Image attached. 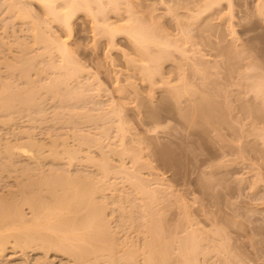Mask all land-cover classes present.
Segmentation results:
<instances>
[{"label":"bare ground","instance_id":"obj_1","mask_svg":"<svg viewBox=\"0 0 264 264\" xmlns=\"http://www.w3.org/2000/svg\"><path fill=\"white\" fill-rule=\"evenodd\" d=\"M4 1L3 2L5 3V6L3 3L2 5L4 8H1V10L5 9L3 11L5 12V16L7 14L8 17H6L7 19L6 23H3L6 21L4 18L5 16L3 17V15L2 17L4 18L5 21L3 22L0 21V24L2 23L4 24L2 25V27L0 26L4 31L3 32L4 34L3 33L0 34V67L2 68L4 67L3 71H5L4 73L2 71V74L0 72V115H1L0 125L1 123H4V125H6L5 129H7V125H9L8 129L12 128L13 130L16 131V129L14 128L17 126L16 123H18V120L15 119L14 117L15 115H17L18 117L24 114L25 112L32 113L35 111L34 113H38L43 111L44 107L43 105L40 104L41 103L45 104V102H43L44 100L40 99L41 97L43 98L50 97L49 99L51 101H53V99H55L56 101L57 99V101L59 102L56 103H58L59 106H61L60 104L62 102L65 103L68 101L71 102V103L68 102L66 103V105L64 104L62 107H59L60 109L63 108L62 113L61 112L58 113L60 110L59 108H55L56 107L55 105L52 114V116L53 115L54 116L51 117L52 119L57 118V120L60 121L64 117L66 119L67 118L69 119L70 117L75 122H77L78 120H80V117L79 119H77L79 113L80 115L81 113L83 114V110L77 109L78 107L77 103L78 102L81 103L80 107H84L83 105H85L84 102L83 103L80 102L84 100H80V99L89 96L90 99L92 98L94 101V98L92 96L88 95V93L86 95V91L89 90V88L91 89V87H89L90 85L88 84L89 82H87L84 78L83 79L85 81H83V79L81 78L83 76L85 68L76 61V58L73 57L74 50H72L73 52H71L69 50L70 46H68L69 45L68 39L72 37L73 34L74 18H76L79 15H83L84 17L88 18L91 21L92 23L91 28H92V32L94 33V40L97 41L101 38L105 39L106 40L105 43L108 47V50L111 51L116 49L117 47L116 37L119 35H123L126 38V40L130 42V45H132V54L131 55H127L128 53L124 54L127 63L125 68L128 72L126 74V81L129 86L135 87V84L134 82H132V79L135 78V76H138V78L142 82H144L149 88L153 89L160 87L161 85L163 86L160 88H169V89L171 88L172 90L169 93V95L170 96L172 95V97L174 98L173 100L175 105H178L179 108L182 107V105H186V108H182L185 110L184 111L185 116L183 115V117L189 115L190 116L189 118L192 119L193 121H196V119H198L197 121H199L200 123L202 122L203 125H209V126L212 125L213 127L215 125L217 126V124L221 122L222 113H221V108L219 109L220 106L217 107L215 105V102H213L214 101L213 99L206 98V96L203 97L198 94L199 92H195V90L193 89L199 88V86H201V88L216 87L214 86L216 85V82L213 79L214 74L213 72H211V70H213V68L215 69V67L217 66H218L217 69L220 68L219 63L221 65V61H223L222 59L219 63L214 62L215 67H212L211 65L212 62L209 61L208 59L207 60L204 59L203 57L205 55L203 56L199 54L202 52V50L199 51V49H197L199 44L202 46L204 42V44L207 45L206 48L210 47L212 50L215 49L220 50L219 53L222 52V54L220 55L222 56L224 55V57L226 56V58L229 56L234 57V55L236 54L235 48H232L231 49L232 51L227 50L228 52L226 51L227 52L226 54L225 52L226 48L221 46L223 39L218 35V31H219L218 28L220 29V27L218 24H215L216 23L215 20L218 19V16L222 15L221 12H223L221 10H218V8L225 0H191V2L187 1L188 4L191 3L190 4V6H192L191 9L187 6H184L182 2L181 3L183 5L179 2L175 4V7L169 6L168 12L172 14L171 15L172 17L174 15L175 16L174 18L176 20L175 23L176 25L174 26L173 25L174 23L172 24L173 27L174 28L176 27V30L178 31V34L176 33H175L176 35L174 34L175 36L173 34L171 35L172 32L170 31H168L170 32L169 34L167 32V29L163 27L162 25L163 23L157 20L160 17L158 15H155L154 13L155 9H152L151 12L147 14V17L145 19L144 17L140 16L139 11L135 10L134 4L129 0H4ZM159 2L163 5L169 3L168 0H159ZM227 2L229 5L228 6L229 10L231 11L229 12L231 13L230 16L233 17L234 15L233 0H227ZM33 4H37L40 7V9H42L41 11L43 12L42 14L43 16L41 15L39 16L43 18L35 15L32 12L33 10L31 9ZM183 6L184 8H188L187 10H189L188 11L189 13L186 12V14L185 13L182 14L177 12L178 8L179 7L183 8ZM255 7H257L255 8L256 12L258 10L257 13H263L262 10L264 8V0H256ZM223 15H225V13ZM113 17L115 19L117 18L116 22L112 20ZM180 17H183L187 20L185 21V19ZM213 21L215 23H213ZM19 24L20 25L27 24L26 25L28 26L27 31L29 32L28 38L31 37L28 39V42H26V40L23 41L25 38H18V35H17L18 40L15 39L16 36H14L15 35L14 29ZM55 25L65 30L67 35L66 36L67 38L65 40L62 39L61 41L60 40L61 38L58 37V35H55V33H53L54 30L52 31V28ZM174 28L173 30H175ZM10 29L11 30L13 29L12 32L14 31L12 33L13 37L10 36L11 34L9 33ZM248 30L249 31L253 30V27H250L249 29H247V31ZM194 32L197 34L194 35L193 34ZM231 33L234 36H236L235 30L232 29ZM9 37L10 40L13 38L12 40L13 41L17 40V42L8 40ZM212 37H214L215 39L217 38L219 39H217L218 41L217 40L214 41L213 40L214 38ZM196 38H200L202 40L201 42L202 44L200 42L196 43L197 40H199L197 39L195 42L194 39ZM10 42H12V44L15 43L16 47L18 45L20 50V55L17 53L18 56L14 57L12 60L10 58L11 55H7V58L9 56L8 58L9 60L5 57L6 56L5 54H9V53L12 54L11 52L14 53V51H12L13 50L12 48L15 44L12 46ZM9 45L10 48L12 47L11 48L12 50L9 49L8 47ZM33 46H37V48L39 46V48L35 50ZM228 48H230V46ZM31 49L32 50L34 49L35 51L34 55L31 54L32 51ZM198 54L201 56V57L199 56V59L197 56ZM177 56H179V58ZM169 62H171L170 65L174 64L173 65L174 67L172 66L174 69L172 68L171 71L169 70L167 71L168 73L170 72L174 74L175 78H172V80H171L172 74L171 75L165 74L166 72H164L166 71L164 70L165 67L164 65ZM208 63L211 64L209 65ZM3 64L5 66H3ZM232 64L230 65L229 63L227 65L231 68ZM209 66H211L212 68ZM250 66L248 68L249 70L256 69V67L253 66L250 67ZM2 68H0V71L2 70ZM47 72L48 73L50 72L51 75L49 74L48 79H45L47 82L43 78L42 80L45 82L42 81L41 83L40 81L41 78L44 75H46L45 73ZM3 74L5 76L1 77ZM190 74L192 76L191 78L189 77ZM166 75H168L169 77L168 76L166 77ZM246 79L250 82L249 88H251V92L255 94L256 98H258L257 100L261 99L264 105V76L262 75L249 76ZM195 80L197 82H195ZM236 85L238 87L240 86L239 83ZM42 91L45 94H43ZM39 92H41V94L43 95L38 94ZM92 92L93 91L91 90L89 91V93ZM91 95L94 94L92 93ZM37 96L39 97L40 102L38 101ZM94 96L97 95L95 94ZM165 98L167 97L165 96ZM162 99L164 100V98ZM50 100H48L47 98V100L45 101H50ZM87 100H85L86 101L85 103L89 104V100L88 102ZM163 100H161V103L163 102ZM73 101L74 102L76 101L75 102L76 106L72 104L74 103ZM70 104L72 106H70ZM64 106L67 107L64 108ZM40 108L43 109L40 110ZM116 108L115 110H113L114 108L108 109L111 110L109 112L107 110H102L103 111L102 112L100 108H96L98 109V110L95 109V111H98L97 113L98 119H97V115L91 114L89 111H87L88 113H90V116L95 115L97 120H95V117L91 116L92 119L95 120V122H93L92 119L89 118L90 117L89 115L86 116V118L85 115H83L84 117L82 116L83 118L81 117L82 119L79 121V123H82L83 121H85L86 123L88 122L91 123L90 122L91 120L93 125L95 124L97 130L96 134L98 130L101 128L102 129L100 133L104 131L102 133L103 136L100 133L99 135L97 134L100 137L96 136L95 134L93 136L95 139L93 137L91 139L90 138L91 136L89 137L82 136L81 138L84 137L85 138L83 139V141L80 140L82 141L79 143L81 144V149L82 147H84L83 149H85V146L87 145L90 146L92 144L93 147L95 148L99 146L101 147L103 141L102 140L100 141V138L103 139L102 137H104L105 136L104 134H106V139H107L109 136L108 132L109 130H111L109 128L110 125L108 126L107 125L108 123L106 124V121L108 122V118H112L111 120H109L111 122L109 124H112L110 127L113 126L112 129L114 128V126L117 127L115 131L119 135L118 137H120L119 140L123 138L121 136L125 135V134L123 135V133H125L126 130L128 131V127L127 125H125L127 129L124 127V123L126 121L120 118L121 116L119 117L118 113L121 112L118 110V108H117L118 110L117 112ZM45 109H47V107H45ZM45 109L43 112H46ZM56 110L57 113H55ZM99 110L101 112H99ZM104 111L106 114L104 113ZM1 112L5 114V115L3 114L4 118ZM87 112L85 111V113ZM181 112H183V110ZM31 113L29 116L32 115L31 117L33 118L29 117L31 119V120L29 119V121H32L34 117H36V115L38 116V114H35V116H33L34 114ZM255 113L259 115V113L261 114L262 111L258 108ZM152 114L153 116H155L157 114V111L156 112L153 111ZM46 115L47 114H45L44 116L43 114L42 117L41 116L40 117L43 119H47L46 117L48 116ZM74 117L77 118L74 119ZM115 117H117L119 119L117 120L120 121L118 125L116 121L114 122V120L116 119ZM84 118L88 122L84 120ZM87 118L90 120H88ZM99 120H100L99 124L103 120L102 125L105 124L104 126L107 125L108 128L105 129V127L102 125L101 128H99L100 127L99 124L97 127L96 122H98ZM74 121L71 120L70 122L69 120L68 122L74 124ZM61 122L67 123V120L66 121L62 120ZM15 124L16 126H14ZM104 129L108 130V132L106 133ZM27 130L29 131V129ZM27 130L25 131L20 130L19 133L21 135V131H22L23 136L27 134L26 138L29 139L28 142L27 139H25L26 142L25 140L21 139L25 143H23L21 140L20 142L13 141L14 143L12 142L6 143L5 141L1 143L2 140H0L1 146H3V144L5 143L3 148L0 146V169H2V172L7 173L8 171L7 168H11L13 166H14L13 168L17 170L18 167H21V163L23 165L29 161V163H26V165L22 166L23 169L21 170V172L19 171V169L21 168L18 169L19 175L20 173L21 176H23L22 175L23 173L25 175V179L23 178L24 179L23 182L21 178H19V180H21L20 181L21 183L19 185L21 192L20 193L18 192L19 191L18 187L14 188L15 190L18 189L17 194L20 197L18 196L17 197L20 199H17V197L14 196L15 192L14 194L13 193L9 194L10 196L11 195L14 196L15 197L14 199L13 198L10 199L8 195H7L8 199L6 198L4 199V201L2 198H5L6 196L1 198L2 200L0 202V264H38L39 260L37 259V257L38 258L40 257V262H41V259L47 260L51 258L50 256H52L53 258L56 256L63 257L65 258V260L63 259V261H66V257H67L68 259H72L74 261V263L71 264H139L142 262H143L142 264H196V263L206 264L208 263L205 262L207 260L206 256L207 255L209 256L211 251H212L211 255L213 253L216 254V252L217 254H219L218 257L222 255L223 258L222 259L219 258L221 259V261L218 258H216L218 259V261H220L218 263H222V264L252 263L251 261L247 263L243 262V260H240L238 257L239 253L237 255L236 251L233 252L232 251L233 249L232 250L229 249V245H230L229 240L226 241L225 238H222V237L227 238L226 236L227 233L225 234L226 232L225 230L223 232L221 228H218L219 226H217V224H216L217 227L215 226L216 231H212L211 236H210L211 232L210 233H207L206 231L203 232V228H200L201 225L199 227L201 229L200 231V229L198 228L199 223H196V225H198L196 226V228L198 229L194 230L193 228H195V226L187 222L188 225H191L189 226V230L190 227L193 226V228L191 229L190 232H188L189 231L188 228L186 229L183 228V231L180 234L183 237L182 236L180 237L179 235L180 231L177 236L175 235L177 234L176 231L172 232V233L176 232L174 233V236L172 235L171 232H169L168 234L167 230L164 231L167 225H162L163 224L162 222H164L165 224L163 216L162 218L160 217L161 213L163 215V211L160 210L161 207H158L159 204L161 203L159 202L161 201V198L157 197L159 196L158 194H161L160 189H158L160 193L159 192L157 193L158 190L155 186H154L155 188L153 187L151 188V186L149 185L150 189H148V184H147L148 182L146 183V181L145 182L142 181L144 179H141V177L136 176L137 177L136 178L135 176H133V174L136 175L133 172H132L133 174L129 172L132 176L131 178L130 177L129 178L130 180L133 179L132 181L134 183L127 180L128 178L125 179L128 174H126L127 171L126 172L124 171L126 176H124L125 178L124 177L123 178L125 179V181L126 180L127 182L129 181L128 183H131L128 184L129 186H132V187L127 186L129 190H127L128 189L127 188L124 192L125 193L126 191L129 192L131 188L134 190V191L132 190L133 191L132 193L137 191V193L140 195L137 194L138 195L137 197L136 193H134L133 195L129 196L130 193L128 192H127L128 195L127 193L126 194L122 193L124 188H122L123 190L121 188H113L112 191H115L116 189H118L119 192L121 190L122 191L120 192V197H118L117 194L119 195V193H116L117 192L116 190V192H114L116 194L111 196L112 198L111 200H109L110 199L109 196L111 195L112 192H110L111 190L107 186V183L109 182V180L107 179H109L108 178L110 174L109 171L111 169L109 168V162H110L109 160L111 158L109 159L108 156H111L112 153L117 154V152H121V151L122 154L120 153L121 155L118 154V156H123L126 153V151L128 154L131 153L130 150H132V148L130 149L129 147H127V150L124 153L123 151L124 149H126L124 148L125 147L124 145L122 146L124 149H121L120 151L119 147L118 148L116 147L118 146L117 143L115 144V146L112 144L114 146L113 149L115 151L118 150L115 152L112 149L113 146L109 143L112 147L109 145L107 146L106 149L112 152L107 153L108 150L105 151L106 154H111V155H104L105 151L101 150L102 152L101 157L102 155L103 157H102V161L99 162V166H98L99 172L97 171L96 168L94 169L96 170L97 174L96 172L82 173L83 170H81L82 175L80 173L77 174L78 172H80L78 171L80 170L78 168H77L78 170L74 168L76 169L75 173L77 172L76 173L77 175L73 174L74 169L73 172L72 170L70 171L72 173L68 174L66 172H68V170L71 169L68 163L70 164L75 163L74 161L77 160V155L79 156L81 152L80 145L79 147L75 146L77 148L73 146L70 147V144L67 142L66 139L67 136L63 134L65 136L64 137L61 134L59 135V138L57 137L54 140L52 139V142L51 139L49 140L50 142H48V144L51 143V145L49 146H52V148L51 147L48 148L47 144L45 145L46 142L43 141L44 143L43 142L40 143L37 142V140L36 141L33 140L32 137L30 136L31 132H28ZM7 131L10 132L9 130ZM111 131L113 132L114 129ZM122 141L123 139L119 143H123ZM42 144H44L45 146ZM43 147H45V150L49 149L48 154L45 153L47 152V150L44 151ZM108 147H110L112 150ZM115 147L117 149H115ZM97 149L100 150L102 149V147ZM132 153H134L136 156V154H138V151L136 153V151L134 150V152L132 151ZM87 156H89V154ZM86 157H85L86 160L82 157L83 158L82 160L83 161L85 160V162H87L90 156L87 158ZM15 158H17V160L18 158H20L21 161H18L20 166H18L19 164L17 163V160ZM48 158L52 159L53 162L51 161V163L53 164L56 161L58 162V160L60 161L62 159L60 161V162L63 161L61 165L65 164L64 160H66V163L68 162L67 166L66 164L64 165L66 166V169L63 168L64 166H62V168L66 170V172L63 169H61V165L59 164L60 162L58 163L60 165V168L56 167L57 165H55V166H51L53 167L51 169L50 167L49 169L47 168L48 171L47 170L43 171L45 168V164L44 167L41 166L43 165L44 162H47L46 159ZM90 158L92 161V159L94 160L95 157L93 158L91 156ZM89 160L87 162L88 165H86V163L84 162L85 166H89V165L91 166V161L89 162ZM42 161L43 163L41 164ZM14 162L15 164L16 163L18 164L16 165L17 167L15 166V164L11 166L12 163ZM81 165L80 168L82 169ZM121 165L122 166H119V169L120 167L122 168L124 167V163L122 162ZM13 168L12 171L9 172H13ZM16 170H14V172H18ZM23 170L24 172L22 173ZM33 170L35 171L33 172ZM85 170L86 167L84 171ZM87 170L92 171L90 169ZM122 170H124V168ZM88 173L89 174L92 173L93 175H88ZM98 173L100 174V176L101 175L102 176L98 177L99 176ZM130 174L128 176H130ZM17 181L18 179L15 181L18 186L19 182ZM113 181H111V188L113 186L114 187L116 186V182ZM112 182L113 184L115 183V185H113ZM118 185L119 183L117 184V187H119ZM106 189H108L109 191H107ZM106 191L107 193L110 192V195L109 194L107 195ZM123 194L127 195V197L125 196L126 198L130 197L132 199L133 196L135 198L137 197L135 200L138 199V202L133 201V199H132L133 202L126 201V199H124L125 197L123 196ZM141 195L143 197H142V201L140 202L139 200H141L140 199ZM114 197H117L119 199ZM130 198L127 200H130ZM124 203L127 205L128 210H126ZM133 203H137V204L139 203V204L132 205ZM140 203H142V206L140 205ZM128 205L131 206V207L129 206L130 209ZM113 206H116L115 208L117 209L118 212L113 209L114 208ZM137 206L142 207L141 213H140L141 208L138 210ZM109 207L113 210H111ZM109 209L112 211V212L109 211L111 212V214L108 213L109 215H111V217H108L107 216L108 214L106 213ZM136 210L139 211V212L137 211L138 212L137 214L139 213L140 215L142 214L143 218L146 219L145 227L141 228V226L139 225L137 226L135 224L138 227V230L136 227L135 229H133L134 223H136L134 222L136 219L133 220L134 215L136 217ZM115 212L120 214L116 215ZM142 216H140V218ZM206 216L208 215L206 214ZM113 218L114 221L116 219L119 221L118 225H117L118 221L115 222L116 223L115 226L117 225L115 227L116 230H113L114 228L111 230L113 226L109 224V219L112 222ZM125 220L128 221L125 222ZM141 220L139 224L141 223ZM136 221L138 222V219ZM196 221L199 220L195 219V222ZM212 221L214 222V220ZM120 222L123 224H121ZM129 222H131L132 225L128 224L127 226V223ZM213 222H212V227H213ZM202 223L204 222L202 221ZM112 224H114V222H112ZM120 224H121V228H120ZM122 225H125V227H122ZM131 226H133V228ZM163 226L165 227L163 228ZM126 227H128L129 230ZM122 228L127 229L124 231L126 232L125 234L124 232L121 233L123 234V236L119 232V231H123ZM143 228H145V234H147L150 237L149 239L147 236H146L147 238L145 239L144 235H142L141 232H140L141 234L137 233V231L138 232L143 231L144 230ZM130 229H132L133 231L137 230L134 231V233L140 234L141 236L144 237L143 240L141 239L143 238L141 236H138L137 239L135 238V240L140 239V241H143L142 243H140L139 241L136 244L134 241L131 240L133 238H131L132 236L130 235V232L133 231H131ZM208 229H210V227ZM184 230L186 232V235ZM206 234L209 235L207 236ZM169 235L173 237H169ZM9 252L11 253V255L13 254L14 256H16L15 257L16 259L14 258V256L11 255L8 256ZM202 255L203 257H201ZM31 256L32 257L35 256V258H31L29 260ZM45 256H48V258H46ZM142 258L143 261L141 260ZM34 259L37 260H35L34 262ZM213 259L211 258V261ZM67 261L65 263L68 264L69 261L68 262ZM43 262H45L46 264V261L43 260Z\"/></svg>","mask_w":264,"mask_h":264},{"label":"rangeland","instance_id":"obj_2","mask_svg":"<svg viewBox=\"0 0 264 264\" xmlns=\"http://www.w3.org/2000/svg\"><path fill=\"white\" fill-rule=\"evenodd\" d=\"M3 1L4 0H0V3H1L0 4V11H1L0 21L3 22L6 20L5 22H3V23H6L7 22L6 17L8 16L7 14L5 16V12L3 11L5 9L1 10V8H4L2 4L6 2V1L4 2ZM129 1L134 4L135 10L139 11L140 16L144 17L145 19L147 17V14L150 13L152 9H155V12H154L155 15H158L160 17L157 20L163 23L162 25L164 28L167 29V32L168 31L172 32L171 35L172 34L174 35L175 33L178 34V31L176 30V27L175 28L173 27V25L174 26L176 25L175 24L176 20L174 18L175 16L173 15L172 17L171 16L172 14L168 12V7L169 6L175 7V4L179 2L180 3L182 2L184 6H187L190 9L192 7L190 6L191 3L190 4L187 3V1L191 2V0H168L169 3L166 5L161 4L159 0H129ZM255 5H256V0H233V9H234L233 14L234 15L233 14L232 15L234 18L230 16L231 13L229 12L231 11L229 10V7H228L229 5H228L227 0L223 1V3L218 8V10H221L223 12H221L222 15H219L220 18L218 16V19H216L217 21L215 20L216 23L214 21L213 23L218 24L220 27V29L218 28L219 31L218 30L217 31H218L219 37L223 39L221 46L226 48L225 52L227 50L232 51L231 49L235 48L236 54L234 55V57L232 55H231L232 57L229 56L230 58L227 57L230 60L232 59L231 61L227 59L226 56L224 57V55L223 56L220 55L222 54V52L219 53L220 50H217V49L212 50L210 47L206 48L207 45H205L204 42L202 44L201 43L202 40L200 38L194 39L195 42L197 39H199L197 40L196 43L200 42L202 44L203 47L199 44L201 48L198 45L199 48L197 47V49H199V51L202 50V52L199 54L203 56L205 55L203 57L204 59L206 60L208 59L209 61L212 62V64L208 63L209 65L211 64L212 67H215L214 62L219 63L223 59V61H221V65L219 63L220 68L217 69L218 67L217 66L215 67V69L213 68V70H211V72H213L214 77H215V78L213 77V79L216 82V85H214L216 87L201 88V86H199V88L193 89L195 90V92H199L198 93L199 95L203 97L206 96V98L213 99L214 100L213 102H215V105L217 107L220 106L219 109L221 108L222 119H221V122L217 124V126L215 125L213 127L212 125L211 126L203 125L202 122L200 123L199 121H197L198 119H196V121H193L192 119H190L189 115H186V117H183V115L185 116L184 114L185 110L182 108H186V105H182V107L180 108L178 107V105H175L174 100H173L174 98L172 97V95L171 96L169 95V93L172 90L171 88L170 89L160 88L163 85L157 88H153V89L149 88L144 82H142L138 78V76H135V75H134L135 78L132 79V82H134L135 87L129 86L126 81V74L128 72L125 68L127 63H126V57L124 54H127V53H128L127 55L132 54V45H130V42H128L123 35H119L116 37V44H117L116 49L111 50V51L108 50V47L105 43L106 42L105 39L101 38L97 41L94 40V33L92 32V28H91L92 27L91 21L88 18L84 17L83 15H79L76 18H74L73 34H72V37L68 39V44H69L68 46H70V48L69 47L68 48L71 52H73L72 50H74L73 57L76 58V61L85 68L84 73H83L84 77L82 76L81 78L82 79L84 78L87 82H89L88 84L90 85L89 87H91V89L89 88V90H87L88 92L86 91V95L88 93V95L94 98V101L92 98L91 100L89 96L88 97L86 96L87 99L89 98L88 99L89 104L85 103L86 102L85 100H87L86 97L80 99V100H84L80 102L82 103L84 102L86 107L85 105H83L84 107H80L81 103L77 101L78 102L77 106L80 107V108L77 107V109L83 110V114L81 113L80 115L79 113L81 111L80 110L78 112L79 113L78 118L74 117V119L76 118L79 119L80 117V120H81L84 117L83 115H85V118H86V116L88 115L90 116V113L97 115V119H98V114H97L98 111H95L96 108H100L101 111L107 110L109 112L111 110H108V109L114 108L113 110H115V108L117 107L118 110L121 112V113H118L119 117L121 116L120 118L126 121L125 122L126 124L124 123V127L126 129L128 127V131L126 130L125 133H123V135L124 134L125 135L124 136H121L122 134L120 135L121 137H123L121 138V140L123 139L122 141L123 143H119L121 142V140H119L120 137H118L119 135L115 131L117 127L114 126L113 128L114 131L113 132L111 131L113 130L112 129L113 126L110 127L112 124H109L111 123L109 120H111L112 118H108V122L106 121V124L108 123L107 125L108 126L110 125L109 128L111 130H109V132L108 130H105L108 128V126L107 125L104 126L105 124L102 125L103 120L101 121L100 124H99L100 120L96 122L97 127H98V124L100 126L99 128H101V125H102L105 127L104 129L105 132L109 133V136L107 139H106V134H104L105 136L102 137L103 139L100 138V141L101 140L103 141V144H101L102 149L98 150L97 148H101V147L99 146L95 148L93 147V144L90 146L88 145L85 146L86 145L85 144L84 145L85 149H83L84 147H82L81 149V144L79 143L82 142L83 139L85 138V137L84 138H81V137L91 136L90 138L92 139V137L96 134L97 130H96L95 124L93 125L92 123V121L95 122V120H97L95 115L94 116L91 115L92 117H95V120H93L91 116L89 118L92 119V121L87 118L88 120H90L91 123H89L85 118L84 120H86L88 123H86L85 121H83L82 123H79L80 120L78 121L76 120L77 122H75L70 117L69 119L68 118L66 119L65 117L61 119V121L67 120V123L66 122L62 123L60 120H57V118L52 119V117L54 116V115L52 116V114H53L55 105H56L55 108H59V107H62L64 104L66 105V103L68 102L71 103V102L70 101L66 103L62 102L63 103L62 104L60 101L61 106H59V104L56 103V102H59L57 101V99L56 101L55 99L51 101L49 99L50 97H47L46 95L45 96L50 101H45L47 100V98L41 97L40 99L44 100L43 102H45V104L41 103L40 105H43L44 109L45 107H47L48 110L47 109L45 110L48 113L43 112L44 111L43 108H42L43 111H41L42 115L44 114L45 116V114H47L46 115L48 116L46 117L47 119L41 118L42 117L41 112L34 113L35 111L32 112L34 114L33 116H35V114H38V116L36 115V117H34L33 120L35 121L32 120L33 122L29 121L30 119L29 117L32 116V115L29 116L31 112L30 113L28 112L29 114L25 112L24 114L18 117L17 115H15L14 116L15 119L18 120V123H16L18 127L16 126V124L14 125L16 126L14 128L16 129V131L13 130L12 128H11L12 131L11 129H8L9 125H7V129H5L6 125H4V123H1L0 125V136H1L0 140H2L1 143H3L4 141L6 143L7 142L14 143L15 141L20 142L21 139L25 140L27 139L26 138L27 134L24 132L26 135L24 134L25 136H23L22 135L23 132L21 131V135L19 132L20 130L25 131L29 129V131L28 130L27 131L31 132L30 136L32 137L33 140L35 141L37 140V142H40V143L44 141L46 142L45 145L47 144L48 148L49 147L52 148V146H49L51 145V143L48 144V142H50L49 140L51 139V142H52V139L54 140L57 137L59 138V135L64 134L65 136H67L66 139H67V142L70 144V147L71 146L79 147L80 145L81 152L79 156L77 155V160L74 161L75 163H71L73 166L67 162L70 165L68 166L71 169L70 170L67 169L68 172H66V170L63 169V168L66 169V166H67L66 160L63 159L66 164V166H64L65 164L61 165L63 161L60 162L62 159L60 161L58 160V162L54 161L55 163L53 164L51 163L52 161L51 158L46 159L48 163L47 162L43 163L44 161L43 160L41 162V164L43 163L41 167H44V164H45V168L44 170L43 169L42 170L48 171L49 167L50 169L53 168L51 166L57 165L56 167L60 168V165H61V169H63L68 174L72 173L74 168L80 169V170L77 169L78 171H80L78 173L76 172L77 174L79 173L81 174V170H83L82 173H87V172L94 173L96 172V170H94L95 168L99 172V169H98L99 162L102 161V157H103V155L101 157V153H102L101 150L107 151L108 149L106 148L110 144L111 145L113 144L115 146V144L117 143L118 146L116 147L117 148L119 147L120 151L121 149L126 148L123 151L124 153L127 150V147H129L130 149L132 148V150H130L131 153H129L130 155L126 151V153L123 156H118V154H120L122 151L117 152V154L112 153V155L106 154V151L105 153L103 152L104 155H111L108 157L109 159L111 158L109 160L110 161L109 168H111L112 170L110 169L109 177L107 176L109 178L107 180H109L110 182V183L109 182L107 183V186L110 188L111 190L110 192H112L113 194L111 193L110 195V192L107 193V191L109 190L106 189L107 195L108 194L110 195L109 200H111L112 198L111 196L115 195L116 193H119V195L117 194V196L120 197V192L123 190L122 188H124L122 193H125L124 191L128 188L127 187L129 186L128 184H131L128 182L129 181L133 182L132 181L133 179L130 180V178L132 177L130 173L133 172L136 174L134 175L132 173L133 176L141 177V179H144L142 181L144 182L146 181V183L148 182L147 183L148 189H150L149 188L150 186L151 188L156 187L157 190L160 189L161 194H158L159 196L157 197L161 198V201H159L161 203L159 204L158 207H161L160 210L163 211V215L159 211L161 213L160 217L162 218L163 216L165 224L164 222H162L163 223L162 225H167L166 227L169 230L165 226H163V228L165 227L164 231L167 230L168 234L169 232L172 233L173 231H176L177 234L175 235L177 236L180 231L179 233L180 235L183 231V228L184 229L188 228L189 230V226H191V225H188L189 223L195 226V228H193V226L190 227V230L188 232H190L192 228L194 230L198 229L201 225L200 228H203V232L204 231H206L207 233L211 232L210 233V236H211L212 231H216V227L219 226L218 228H221L223 232L225 230L226 231L225 234L226 233L228 234V235L226 234L227 238L226 237H222V238H225L226 241L229 240V244H230L229 249L230 250L233 249L232 250L233 252L236 251L237 255L239 253L238 257L240 260H243V262L245 263L251 261L252 262L251 264H264V138H263L264 137V113H263L264 105L261 99L257 100L258 98H256L255 94L251 92V88H249L250 82L246 79L249 76H259V75L264 76V8L262 10L263 13H257L258 10L257 12L255 11L256 10L255 8H257L255 7ZM4 6H5V3H4ZM184 6L183 8H180L181 7L180 6L179 7L180 9L178 8L177 12L182 13V14L184 13L186 14V12L189 13L188 12L189 10H187L188 8H184ZM31 10H33L32 12L35 15L43 16L42 15L43 12L41 11L42 9H40V7L37 4H33ZM224 13L225 15H223ZM2 15L3 17L5 16L4 17L5 20L2 17ZM180 18H183V17H180ZM116 19L114 17L112 18V20H114L115 22H116ZM186 20L187 19H185V21ZM3 23L0 24L1 27L2 25H4ZM26 25L27 24H21V25L19 24L18 26L15 27L14 29L15 32L13 31L15 33L14 36H16L15 39H17V35H18V38H25L23 41L26 40V42H28V39L31 37L28 38L29 32L27 31L28 26ZM250 27H253V30L247 31V29H249ZM173 28L176 31L173 30ZM232 29L236 31V34H235L236 36H234L231 33ZM12 30L10 29L9 31V33H11L10 34L11 37H13ZM53 30H54L53 33H55V35H58V37L61 38V39L59 38L61 41L62 39L65 40L67 38L66 37L67 35L64 29H61L60 27L55 25L52 28V31ZM3 32L4 31L1 28L0 34H2ZM170 32L168 33L170 34ZM195 32L193 33L194 35L197 34ZM12 39L10 40V37L8 38V40L10 41H13ZM217 39L214 38L213 40L215 41ZM17 40L15 41L17 42ZM10 43L12 44V42ZM14 44H12V46ZM229 46L230 48H228ZM8 47L10 50L13 49L12 51H14V53L11 52L12 54L10 53L5 54L6 58H7V55H11L10 58L12 60L14 57L18 56V54L20 55V50H19L18 45L16 47V44H15L13 48L11 47L12 49L10 48V45ZM33 48L37 50L39 46L38 48L37 46H33ZM34 49L33 50L31 49L32 50L31 54L33 55L35 53ZM207 52H210V53H207ZM199 54L197 55L198 59L200 56ZM177 57L179 58V56ZM180 63H183V62H180ZM229 63L230 65L233 63L231 67L232 69L227 65ZM170 64L171 62L164 65L165 66L164 70H166L164 71L166 72L165 74H170V75L172 74L170 72L169 73L167 72L168 70L171 71L172 68L174 67L173 66L174 64L173 65H170ZM234 64H235V67H234ZM250 65L253 67H256V69L249 70L248 68ZM3 66L5 65L3 64ZM3 69L4 67L0 71L1 74H2ZM4 72L5 71H3V73ZM45 74L46 75L43 74L44 75L43 77L41 76L42 77L40 80L41 83L43 81L42 80L43 78L44 80L48 79L49 74L51 75L50 72L49 73L47 72ZM4 76L5 75L3 74L1 77H4ZM167 76L168 75H166V77ZM189 77L190 78L192 77L191 74L189 75ZM172 78H175L174 74H172L171 80ZM82 79H79V80H82ZM84 79L83 81H85ZM195 82L197 81L195 80ZM238 83L240 84L239 87L236 85ZM90 90L93 91L92 93L94 95L96 94L97 96L91 95L92 93H89ZM167 90L168 91L170 90V91L168 92ZM43 91L42 93L45 94ZM38 94L43 95L41 94V92H39ZM165 96L167 98H165ZM162 98H164V100ZM37 99L40 102L39 97ZM161 100H163L162 103H161ZM75 102L72 104L76 106ZM67 106H64V108H66ZM70 106L72 105L70 104ZM258 108L262 111V113L261 114L259 113V115L255 113ZM42 109L40 108V110ZM62 109L59 108L60 111L58 113L60 112L62 113L63 112ZM100 110L99 112H101ZM182 110L183 112H181ZM85 111L86 112L89 111L90 113L87 112L88 113L87 114L85 113ZM153 111L155 112L157 111V114L155 116H153L152 114ZM55 113H57V110ZM1 114L4 118L5 114L2 112ZM115 118L116 119L114 120V122L116 121L118 125L120 121H118L119 119L117 117ZM69 120L70 122L71 120L74 121V124L69 123L68 122ZM125 125H127V127ZM14 126H11V127H14ZM101 129H99L100 131L98 130L97 132L98 135L101 132ZM7 130H9L10 132H8ZM103 132L104 131H102V133ZM102 133L100 134L103 136ZM97 134L96 136H98ZM28 140L29 139H27V142ZM4 144L3 146H1L0 144V146L3 148ZM123 145L125 146L124 148L122 147ZM103 146L104 147L106 146V147L104 148ZM114 146L112 147V149L114 148ZM116 147L115 149H117ZM43 148H44V151L47 150V149L45 150V147ZM133 149L136 151V153L138 151V154H136V156L134 153H132V151L134 152ZM108 151L107 153L112 152L110 150ZM48 152H49V149L45 153L48 154ZM88 154L90 157L91 156L93 158L95 157L94 160L92 159L91 161V158L87 156ZM139 155H140V158H139ZM86 156L89 157L88 160L90 159L89 162L91 161V166L90 165L85 166L84 162L86 160L85 159ZM82 157L85 159L84 161L82 160L83 159ZM15 159L17 160V158ZM136 159H139V160H136ZM18 161H21L20 158H18L17 160V163L19 164ZM15 162L12 163L11 166H13ZM87 162H85L86 165H88ZM122 162L124 163V167H123L124 170H122L123 168L120 167V169L122 168L121 169L122 171H121L119 169V166H122L121 165ZM17 163L15 164V166L18 165ZM26 163H29V161ZM26 163L23 165H26ZM80 163L81 164L83 163L84 166L83 164L81 165ZM79 164L82 166V169L80 168ZM23 165L21 163V167H18V169L21 168L19 169L20 172L23 169L22 167ZM18 166H20V164ZM62 166L64 167L62 168ZM13 167L7 168L8 170L7 173L2 172V169H0L1 171L0 172V202L2 199L3 201L6 198L8 199V196L10 199L12 198L14 199L15 198L14 196L20 197L17 194L18 189L15 190L14 188L18 187L19 188L18 192L19 193L21 192L19 185L21 183L20 181L22 180L23 182V180L25 179V175L23 173L24 170L22 171L23 176H21V173L20 175L18 174L19 173L18 169L16 170ZM85 167H86V170H85L86 172L84 171ZM12 168H13V172L14 170L18 172H14V173L9 172V171H12ZM76 169H74V173H73L74 175H77L75 173ZM87 169H90L92 171H89ZM71 170L72 172H70ZM34 171L35 170H33V172ZM124 171L125 172L127 171L126 174L128 175L130 174V176L127 175V177L125 178L124 176L126 175ZM89 173L88 175H93L92 173L91 174ZM101 176L99 174L98 177H101ZM16 177L18 179L17 182H19L18 186L15 182L17 180ZM123 177L125 179L128 178L127 180L129 181L128 182L127 180L125 181ZM19 178H21V180H19ZM110 179L111 181L114 180L113 182H116L115 187L113 186L111 188ZM118 183H119L118 185L119 187H117ZM113 185H115V183ZM129 187H132V186H129ZM113 188H121L122 190L119 189L121 190L119 192L118 189H116L117 190L116 192V190L112 191ZM127 190H129V188ZM132 190L133 189L130 188V191L129 192L126 191V193L127 192L130 193L129 196L133 195L134 193H136V195L138 194L137 191L132 193L134 191ZM14 192L16 195L14 194ZM158 192L159 190L157 191V193ZM11 193H13L14 196L11 195L12 196L11 197L9 195ZM125 194H123V196L127 197V195ZM2 197H5V198H2ZM18 197L17 199H20ZM126 197L124 198L126 199V201L138 202V199L135 200L137 197L135 198L133 196L134 197V198L132 197L133 201L130 197L128 198ZM140 197H141L140 198L141 200L139 201L141 202L143 196L141 195ZM114 198H117V197H114ZM129 198L130 200H127ZM135 204L138 205L139 203L138 204L133 203L132 205H135ZM130 205H128V207ZM140 205L142 206V203H140ZM124 206L126 210H128L127 205L125 204ZM141 206L140 207L137 206L138 210L141 208L140 213L142 210ZM113 207L112 208L117 211V209L115 208L116 206H113ZM110 209L106 212L107 214L108 213L111 214L112 212L111 210L113 209L111 210ZM138 210H136V217L134 215V219H133V220L138 219V222L135 220L134 222L136 223H134V228L133 226H131L133 229H135L136 227L137 230H138V227H137L138 225L141 226V228L145 227L146 225V221H145L146 219L143 218L142 214L141 215L140 213L137 214L139 212ZM115 214L119 215L120 213L115 212ZM206 214L208 216H206ZM107 216L111 217V215L109 214ZM140 216L142 217L140 218ZM206 217L208 218L209 222ZM195 219L199 221L195 222ZM140 220H141V223H140L141 225L139 224ZM212 220H214V222ZM117 221H118L117 219L114 221V218H113L112 222H114V224H112L111 220L109 219V224L113 226L111 230L113 228H114L113 230H116L115 227L119 224V221H118L117 225L115 226L116 224L115 222ZM126 221L128 220H125V222ZM202 221L204 223H202ZM212 222H213V227H215L217 224L215 228L212 227ZM196 223H199V226L196 225ZM121 224H120V228H121ZM128 224H131V222L127 223V226ZM208 225L210 229H208L209 228ZM196 226H198V228H196ZM221 226L223 227V229ZM122 227H125V225H122ZM126 228L128 229V227ZM126 228L125 229L122 228L123 231H119L120 234L123 233L125 230H127ZM143 229H144L143 231H139V232L137 230H134V231H137V233L141 232L142 235H144L145 239L147 237L149 239L150 237L147 234H145V228ZM130 230L133 231L132 229ZM134 231L133 232L129 231L130 235L132 236L130 237L133 238V239L131 238L130 239L137 244V242H139L140 239L138 238L139 240H135V238L137 239L138 236H141L140 235L141 233L137 234V233H134ZM125 233L126 232H124V234ZM174 233H172L173 236H174ZM121 235L123 236V234ZM185 235H186V232H185ZM173 236L169 235V237H173ZM181 236L182 235H180V237ZM144 237L141 239L143 240ZM142 242L143 241H140V243ZM234 246L238 249H236ZM211 252L209 256L208 255L206 256L207 258L205 257L207 259L205 262H208L206 264H215V263L217 264L218 262H220L221 259L223 258L222 255L218 257L219 254H217V252H216L217 256L215 253L211 255ZM10 255L11 253L9 252L8 256ZM11 256H14V255L12 254ZM32 256L29 258V260L31 258H35V256L34 257ZM15 257L16 256H14V258ZM45 257L48 258V256H45ZM50 257H49L50 259H47V260L41 259V262H40V257L39 258L37 257V259L39 260L38 264H43V263L45 264L43 260L46 261V264H67L65 263L68 259L67 257H66V261H63V259L65 260V258L63 257H59V256H56L54 258L52 256ZM201 257H203V255ZM211 258L212 259L215 258L213 259L214 262L213 260L211 261ZM216 258L218 259L221 258V259H219L220 261H218V259ZM37 259H34V262ZM71 260L72 259H68L70 264L74 263V261L73 260L71 261ZM141 260L143 261V258ZM142 263H139V264H142ZM196 264H201V263H196ZM218 264H222V263H218Z\"/></svg>","mask_w":264,"mask_h":264}]
</instances>
